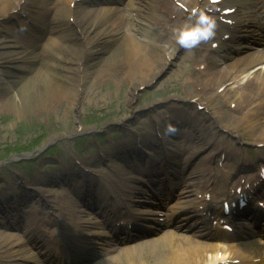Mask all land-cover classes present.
<instances>
[{"label": "bare ground", "instance_id": "6f19581e", "mask_svg": "<svg viewBox=\"0 0 264 264\" xmlns=\"http://www.w3.org/2000/svg\"><path fill=\"white\" fill-rule=\"evenodd\" d=\"M21 1L0 0L1 29L6 28L5 30L9 33L13 31V27L7 29L8 27L3 25L9 20L20 18L23 12L25 13L36 0H24L23 3ZM41 1L43 8L38 13L36 25L31 27L30 22L25 24L27 30L38 34L37 37L26 41L22 38V34L6 36L0 32V103H7L6 109L16 113L19 118L23 115L28 117L38 112H49V108H51L50 111L55 109L57 112H62L61 106L63 104H67L68 108L76 110L78 107L83 108L86 93L90 95L92 90L98 86L107 90H120L119 87L122 89V86L118 87L112 82H110L111 86L104 82L105 79L113 77L112 80L117 82L122 80L123 84L129 85V90L124 95L129 112L113 125V127L121 130L127 124L136 121L142 113L154 112L155 108L164 102L156 100L147 103L143 108L135 107L133 104L140 93V89L153 84L166 69L174 64L172 59L182 49L176 43V31L186 23H194L192 14H185L177 8L174 5L175 1L182 3L183 10L189 5L199 7L201 4V0H122L117 2L120 6L113 10L112 8L97 9L93 7V3L97 5L103 0H82L81 2L77 0H39V2ZM203 1L210 2L209 0ZM241 1L222 0L219 4L221 6L218 8L219 10L217 8L213 10L215 15H221V18L217 16L215 18L222 23V31H224L217 40L213 41L217 42V49H207L209 55L202 60L198 69L194 67V57H190L182 75L190 76L196 71V74L203 78V82H199L197 87H191L190 98L187 100L194 99V103L190 102L188 105L195 111L198 106L207 110L212 108L218 111L220 118H225L224 112L227 110V103H235L237 112L243 117L240 122L245 123V128L250 129V133L256 136V140L264 142V48L253 49V46L264 45V19L262 21L254 20L245 11V5ZM74 4L75 7H73ZM222 7L224 8L222 9ZM208 9L202 8V10ZM227 9H231V13L224 12L223 14V11ZM249 9L255 10L254 12L257 14L263 12L264 15V9L262 10L259 4L251 3ZM34 18H36L35 15ZM224 19H232L233 22L227 25L226 22L224 23ZM125 23H127L126 28L124 27ZM251 27L254 29L249 30ZM245 33L250 38L239 47L234 36L237 34L238 37H245ZM217 34L218 26L215 36ZM225 34H229V38H225ZM232 49L241 52V55L238 57L231 52ZM210 53H216L218 57L213 58ZM245 60L247 62H244ZM250 69L256 70L252 80H248L242 86H237L236 93L234 92L235 89L228 88L230 84L236 83V80ZM222 87L223 97L226 100L220 102L217 101L218 95L215 94V91ZM258 92H261V95L263 93L262 100H259L261 95H258ZM94 95L97 96V94ZM115 97L117 100L107 104L101 100L97 103L95 101L90 102L91 107L92 109H104L113 107L115 103L116 106L119 100H124L120 93ZM214 102L216 104L212 106L211 103ZM244 109L247 110L243 112ZM156 113V119L162 125L168 126L170 121H164ZM175 113H173V117L177 116L175 128L180 129L187 125L190 126L189 130L192 132L181 133L182 135L178 140L168 139L170 142L166 137H163V143L169 142L167 146L172 145L176 148L180 141L182 142L181 150L166 148V146L161 145L156 134H162L160 131L162 127L158 126L157 123L159 122H155L156 124L152 128L155 131L154 136L144 139L134 137L132 139L130 147H133L134 153L131 155H129L125 145L119 144L121 143L120 140L118 143L114 142L121 147L120 154L116 156H125L132 169L146 173L161 183H163L162 171L167 172L170 168L173 171L174 168L171 166L179 164L184 173L175 193L179 199L184 200L182 207L184 212H188L193 217L200 216L201 222L203 220L206 222L209 219L208 216L221 217L222 209H213L212 204L204 202V195L198 196L202 192L208 193L206 189L212 185L215 186V183L208 184L210 180L207 183L202 182L207 174L203 164L213 158L217 148L207 150L211 140H204V135L198 129V122L181 112ZM205 120H207L206 123L210 128L218 129L221 127L218 120H210L206 116ZM78 132V128H75L73 132L61 134V136L65 139ZM162 135H166V132ZM143 143L148 146L150 151H155V157L150 158V152L144 154L139 150ZM116 144L114 146L117 147ZM257 153L261 155V161L264 162V148L258 150ZM100 154L101 157H104L106 153L102 151ZM202 154L203 157L196 168L193 167L192 171L186 170L190 162ZM131 157L133 158L132 161H130ZM216 157L230 161V156H227L224 149L219 150ZM97 161L100 162V160ZM162 164L167 165V168H162ZM136 165H140V167L135 168ZM85 166L84 169L78 168L76 164L71 167L67 166L71 170V174L83 175L82 181H77L74 187L76 190L85 191L81 194L83 200L79 195L75 196L84 204L93 201L97 204L100 195L105 197L104 203H108L110 198L118 199L110 185H115L120 181L126 183V191L134 189V178L125 175L116 166L112 169L111 176H100L99 178L90 172L88 164ZM215 177L213 176V178ZM247 177H240L231 183V187L232 184L238 186L242 184L241 194L251 198L255 196L264 197L259 189L262 181L259 186L253 185L252 182L247 188ZM243 179L246 180L245 183H243ZM49 180L56 179L52 177L36 178L37 184L41 186L47 185ZM254 181L256 182V180ZM103 187H106L102 190L103 193L97 194L96 189ZM262 187L264 188V184ZM220 189L222 197H217V201L222 198L226 201L235 197L232 190L228 189L226 181L222 183ZM32 192L35 193L39 202H44L52 207L51 196L56 194L46 191L42 187ZM196 192L198 205L197 207L190 206L192 204L191 199H194ZM86 195H88V199ZM123 196L125 193L121 190L119 197ZM19 197H21L19 201H15L13 198V201L6 202L8 204L7 209L0 202V212L5 214L7 218L17 219L18 225L16 226L21 229L20 223L23 218L19 215L18 208L24 204L25 200L33 198V196L22 191ZM263 197H260V200ZM66 198L68 199V197ZM126 202H128L127 198ZM180 203L177 202L175 206H171L170 211L179 209L176 206ZM201 205L204 208L200 209ZM106 209L96 210L105 221L103 226H107L112 232H121V229L123 232H127L129 229L126 227L112 224V217L121 216V213L117 210ZM129 216L133 217L134 214H129ZM121 219L119 218L118 221ZM71 222L68 226L72 232L65 239L66 245H69L73 240L70 239L71 236H74L75 241H87L89 243L95 239L96 234H102L103 227L90 219H86L82 213L72 218ZM193 230L183 222H177L174 230L159 231L157 237L142 238V235L134 234L129 238L130 240L128 239L129 241L119 240L117 242L123 246L116 247L118 250L114 246L116 251L111 249L110 252H117L115 255L108 256L106 254L105 256L108 257L97 261L104 255H95L96 251H88V246L84 247L87 249L85 252L82 251L85 255L76 249L74 252L70 248L68 250H59L58 247L54 249L52 247L54 241L52 242L49 238L36 232L29 225L24 237L0 232V252L10 257L13 264H22V261H19L21 259L30 260L27 256H17L19 251L26 254V249H22V244H26L25 242L49 246V260L46 264H67V261L73 262L68 264H209V257H214L217 253L228 254L232 261L237 259L236 264H264V244L253 241L243 245H228L227 242L231 239L230 235H222L217 238L218 241L216 242L207 241L201 239L200 235L192 233ZM66 251L68 252L65 253ZM0 257L2 256L0 255ZM77 259L81 261H77Z\"/></svg>", "mask_w": 264, "mask_h": 264}, {"label": "rangeland", "instance_id": "374dc122", "mask_svg": "<svg viewBox=\"0 0 264 264\" xmlns=\"http://www.w3.org/2000/svg\"><path fill=\"white\" fill-rule=\"evenodd\" d=\"M126 26L127 23H125L124 27L126 28ZM22 38L29 40L30 36H24ZM192 51V49L186 50L183 48L178 51V56L174 64L166 69L153 84L140 91L133 102L135 107L143 108L147 103L156 100L170 99L172 92H170L169 89L172 85V81L175 82L174 80L179 79V75L183 76V70L188 65L189 55L192 54ZM196 55L198 54L196 53ZM194 76L195 74H192L187 77L192 80L193 78L195 79ZM112 79L113 77H109L105 79L104 82H107L109 85L111 84L110 82H112L118 87L122 86V89L119 87L120 90H107L102 86H98L92 90L90 95L86 93L83 108L78 107L76 110L70 107L68 108L67 104H63L61 106L62 112H57L55 109L50 111L51 108H49V112H38L28 117L23 115V117L19 118L16 113L6 109L5 106L7 103H0V199H8V201L3 200L2 205L7 207L8 204L6 202L13 201L11 198L14 193H21L23 191V193L27 192L33 196V198L28 200L26 204L21 207L25 211L22 217L23 220L20 223L21 229H6L5 227L8 226L7 220L0 215V223L2 224L0 225V232L12 233L16 236L24 237L29 225L41 235L42 233L40 231L43 232V230L57 236L63 232L60 224L56 223L55 220H59L66 225L69 222V218L75 215V213L67 209L64 204L67 201L65 197H68L67 193L69 189L59 184L41 186L37 184L36 178L46 176L52 178L57 177L51 174L59 170L62 165L61 162L68 167L73 165V160H77L79 164L88 159L94 162V156H96L100 145L107 149L110 140H122V137L125 138L123 134L129 135L128 132L124 133L123 130L113 127L121 117H124V115L129 112L128 103L124 99L125 93L129 90V85L127 83L123 84L122 80L117 82ZM121 82L122 84H120ZM183 89L187 92L186 87H183ZM119 93L123 95L124 100H119L116 106L115 103L113 107L92 109L90 102L95 101L97 103L101 100V102L107 104L108 102L117 100L115 96ZM94 94H97V96ZM184 101L185 100H180V102ZM171 102L172 101H170V103ZM170 103L168 102L167 105L171 106ZM165 107V104L161 105L156 111H158V109L165 110ZM180 112H183V110ZM192 114L189 113L188 116L192 117ZM139 117L136 121L128 125V129H131L136 135H142L146 131L152 129L151 121L147 118L145 112ZM86 120H88L87 123H85ZM197 120L198 122L200 121L199 119ZM82 122H84L86 126L82 125ZM89 123L93 124L90 125ZM75 128H79L81 132L73 134L65 139L61 136V134L73 132ZM94 129H96L97 135L93 134ZM198 129L201 131V134L204 135H202L204 140H211V147L207 148V150L228 146L229 148L227 147V150L229 153L235 150L232 151V154H237L236 159L231 161H220V157H214L209 162L203 164L205 171L207 168L214 171L216 169L218 171V177L216 179L218 183L221 181L223 182L224 178L229 174H237V165L235 161L240 162V158L245 159L247 161L245 164L248 165L242 168L244 170L243 173L253 171V168L249 166V161L251 160L250 158L254 159L256 157V148H260V146L257 145L258 143L252 139H248V136L244 135V133H240V139L237 140L236 137L238 134L229 133L227 130L212 137L209 127L206 128L201 125ZM179 130L180 134L188 132L185 127ZM184 152L183 149V153ZM202 157L203 154L194 159V162L190 166L191 171L193 167L194 169L196 168ZM93 167L96 170L107 172V168L103 163L97 166L94 165ZM241 174L242 172H240L237 177ZM209 178L210 175L207 176L206 181H208ZM17 182L21 185L19 186ZM41 187L56 194L51 196L53 208L44 202H39L35 193L32 192ZM218 189L219 187L217 186V192L219 191ZM211 195V193L208 194V199H211ZM71 200L72 198H70L66 204L73 205L74 202L75 205H77V202L74 200H72V202ZM177 202H181L177 207L184 204V200L176 196L172 205L174 204L175 206ZM213 205L216 209L221 207V203H213ZM79 209H81L80 206ZM175 213L176 217L178 215V217H180L178 222H183L186 225L188 220L187 214H177V211ZM76 215H78L77 212ZM88 217L92 221H96L97 219L94 215ZM172 218V216L169 217V220L171 221ZM196 220V218L192 219L188 226L196 227ZM12 222H14V220H12ZM172 223L175 225L176 222L174 219H172ZM173 225L163 229V231L174 230ZM196 232L197 234L200 232L205 233L201 226H198ZM157 236H159V233L146 235L144 237L153 238ZM52 237L53 236L50 235L48 238L51 239ZM25 243L26 244L22 245V249H26V254L19 251L17 256H27L28 258L30 257V260L26 261L25 259H21L19 261H22V264H45L40 258L41 254L39 251L42 249L36 247L34 243ZM0 255L2 256L0 257V264H13L10 257L5 253L0 252Z\"/></svg>", "mask_w": 264, "mask_h": 264}, {"label": "clouds", "instance_id": "9594fccd", "mask_svg": "<svg viewBox=\"0 0 264 264\" xmlns=\"http://www.w3.org/2000/svg\"><path fill=\"white\" fill-rule=\"evenodd\" d=\"M194 23H186L183 27L176 31V43L183 49H193L200 45L202 42H207L213 39L216 35L217 23L216 20L208 14L207 10L194 8L192 10ZM167 131L175 133L176 128L173 125H168ZM259 184L264 181V163L257 166ZM204 198H207L206 196ZM209 264H236L235 261L230 259L226 253H217L214 257H209Z\"/></svg>", "mask_w": 264, "mask_h": 264}]
</instances>
